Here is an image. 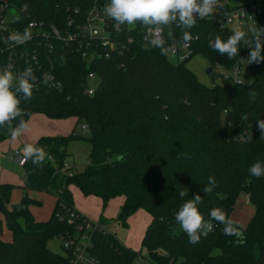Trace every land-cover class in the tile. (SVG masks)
Here are the masks:
<instances>
[{
  "label": "trees",
  "instance_id": "obj_1",
  "mask_svg": "<svg viewBox=\"0 0 264 264\" xmlns=\"http://www.w3.org/2000/svg\"><path fill=\"white\" fill-rule=\"evenodd\" d=\"M1 1L26 8L23 16L27 21L38 20L60 29L67 27L66 19L76 8L81 7V21L94 3ZM107 2L99 0L98 4ZM253 3L262 8L255 26L264 27V0ZM146 30L139 24L131 29L121 26L120 35L127 45L123 52L89 65L75 51L62 56L63 45L57 42L50 56L51 72L59 87H34L30 101L21 97L25 115L11 122V132L20 120L28 123L33 115L42 114L52 120L75 118L77 125L87 127L88 135L72 132L41 137L34 145L48 156L42 166L26 158V192L11 208L8 205L15 187L0 184V212L13 237L11 242L0 240V264H68L65 256L49 248V242L73 229L68 224L69 213L78 212L71 187H77L85 197L100 199L103 211L110 201L123 197L117 221L124 227L136 212H147L152 221L142 247L152 264H264V177L257 179L248 171L255 161H264V138L258 127L264 120V61L249 63V83L222 80L209 87L198 80L187 62L200 54L213 68L231 70L241 65L249 57L247 46L241 44L232 59L209 47L217 36L227 40L233 28H220L213 15L197 17L196 25L184 30L190 34L188 40L175 23L165 27L169 48L182 43L190 46L191 56L177 63L171 61L169 52L162 55L158 48L141 49L142 44H148ZM90 71L100 78L93 96L84 93ZM6 138L0 133V142ZM79 140L91 145L83 172L65 169L68 148ZM209 176L215 177L217 187L206 195L202 189ZM28 191L56 198L47 221L39 222L33 216L31 206H41V202L32 199ZM181 191L187 193L183 198ZM242 193L255 207L248 226L239 227L242 235L226 236L223 225L213 221L212 232L201 236L197 244L189 243L175 221L174 213L181 204L199 194L203 199L198 208L205 220L213 207L222 208L231 218ZM105 221L101 215L99 222ZM90 252L102 264H133L141 255L107 231L93 234Z\"/></svg>",
  "mask_w": 264,
  "mask_h": 264
},
{
  "label": "built area",
  "instance_id": "obj_2",
  "mask_svg": "<svg viewBox=\"0 0 264 264\" xmlns=\"http://www.w3.org/2000/svg\"><path fill=\"white\" fill-rule=\"evenodd\" d=\"M99 0H94L93 5L81 17V7L76 8L66 19L67 27L59 28L55 25H46L42 21L25 19L26 8H17L8 1L0 3V69L10 67L15 74L19 75L25 68L31 67L36 77L35 88L59 87L55 77L51 72V56L56 51V43L63 45L62 56L65 53L75 51L81 55L87 65L100 59H110L113 54H121L123 48L127 47L122 39L119 29L115 27V21L107 17L103 11L104 5L98 4ZM70 10V7L68 8ZM262 8L259 4H248L228 11L220 8L213 14L220 28L230 27L238 22L256 24L257 17L261 14ZM130 29L134 27L129 26ZM28 29L32 36L29 41L21 45H14L11 42L5 43L11 32H23ZM151 33L147 29L145 39L149 40ZM128 42H131L128 39ZM168 56L174 63L183 61L191 56L188 43L174 44L169 48ZM11 58V63L9 59ZM48 64L49 65L48 67ZM217 66L216 69H221ZM222 80L241 85L244 82L241 78V65L234 66L231 70L220 72ZM100 78L96 72L90 71L84 83V93L93 96L99 86ZM87 130L86 126H83ZM22 149H16L9 157L19 166L26 162ZM51 159V157H50ZM65 169H72L67 162ZM68 224L72 230L59 237L62 248L66 252L65 257L68 264H102L99 259L90 252L92 247V236L95 232H106L107 229L100 222H94L78 213H69ZM108 232V231H107ZM205 236V235H202ZM133 264H139L136 261Z\"/></svg>",
  "mask_w": 264,
  "mask_h": 264
},
{
  "label": "clouds",
  "instance_id": "obj_3",
  "mask_svg": "<svg viewBox=\"0 0 264 264\" xmlns=\"http://www.w3.org/2000/svg\"><path fill=\"white\" fill-rule=\"evenodd\" d=\"M219 7L221 0H108L104 5V13L115 21V27L141 25L148 29L151 38L148 44H142L141 49L150 51L158 48L162 55L169 52V47L164 39V28L176 24L182 31L191 29L196 25L197 17L205 19L212 16ZM31 32L26 28L22 33L11 32L4 42L21 45L31 39ZM250 37V38H249ZM184 38L188 40L190 34L184 31ZM243 44L250 49L248 63L264 61V27L251 26L248 31L233 30L227 40L219 36L209 42V47L220 55H227L229 59L239 54L240 45ZM150 46V47H149ZM11 63V58L9 59ZM36 77L31 67L25 68L19 75L15 74L10 67L0 69V127L11 125L17 117L24 116L21 108V97L23 101H30ZM255 94L253 93V96ZM28 125L26 120L20 122L13 128L11 138L17 139L24 134ZM261 129V138H264V120L258 122ZM22 153L24 157L32 160L33 164L42 166L48 154L42 147L31 143L25 144ZM249 175L255 178L264 177V161H255L248 169ZM217 187L214 176L208 177V182L202 191L210 195ZM187 193L181 191L179 196L185 197ZM202 197L196 194L194 198L186 200L175 211V221L187 234L189 243H199L202 235H207L214 230L213 221L223 225L222 232L226 236H240L238 224L232 220L227 213L219 207H213L209 212V219L205 220L198 205Z\"/></svg>",
  "mask_w": 264,
  "mask_h": 264
},
{
  "label": "rangeland",
  "instance_id": "obj_4",
  "mask_svg": "<svg viewBox=\"0 0 264 264\" xmlns=\"http://www.w3.org/2000/svg\"><path fill=\"white\" fill-rule=\"evenodd\" d=\"M231 3H253V0H230ZM252 26V24L250 23H244L243 25L239 24L238 22H236L235 24H233L231 26V28L238 29V30H244V31H248V29ZM187 67L197 76L198 80L205 84L206 86L212 87L214 86L216 83H220L222 82V77L220 76V72H225L226 69L225 68H221V69H216L215 72L218 75V78L216 81H213L209 74L207 73L208 69L211 67L209 62L207 61V59L203 56V55H195L190 57L189 61L187 62ZM241 78L242 80H244L245 83H249L251 81L250 78V67H249V63H248V57L244 58L242 63H241ZM42 116V115H40ZM45 118V116H42ZM48 122L50 120L49 125V131L51 132H45V133H51L52 135L55 136H67L69 135L71 132H63V129H59L56 126V124H62L61 122H56L53 123L51 121H58V120H52V119H47ZM30 127H27V129L24 131V134L22 136H20L17 139H12L10 132H11V125H5L3 127H0V133L7 136V138L0 142V164H8L10 167H8V169L10 168V170H12L13 172H15V174L18 176L20 175L21 171H19V167H15L13 163H11L10 161H6L8 156H11L12 153H14V150L16 147H18V149H22L20 148L17 143L20 142L22 143L23 138L25 137H30V130L32 131H42L41 127H44L43 124H41L40 122L37 124V126L34 127V129L32 128V123H30L29 125ZM29 132V133H28ZM75 134L78 135H88V132L86 130L83 129V126L81 125H76V128H74L73 131ZM24 147V145H23ZM91 150V145L83 140H79V141H74L70 144L69 148H68V152L71 154L70 157L68 158V163L71 165L75 164L74 166V171H78L81 172L83 171V169L85 168V165L87 164V160L89 158V153ZM11 166H14V168ZM18 191H13L12 196H11V202L10 205H8L9 208H11L12 204H16L18 203L21 199L18 196ZM84 198V200H90V199H85L86 197H82ZM35 200V199H34ZM96 200V199H93ZM98 200V198H97ZM120 202V198H117L116 201H110L109 205L107 206L106 210H105V215L109 218L108 224L105 225V228L107 229L108 232L113 233L114 235H116V237L119 239V241L123 244V245H127L130 244L131 247L133 249H135L134 251L141 253V255L139 256V258H137L136 262L139 264H152L147 257V252L145 249H143L142 245H141V240L140 237L142 234L141 231L142 229L145 228L146 225V219L145 218H141L138 219L139 215L137 214L136 216L133 217V219H131V223L129 227H124L121 223H119L117 221V218L119 216V210H118V204ZM79 203H81V205H85L87 206V204L82 203L79 201ZM95 203L91 204L88 206V208H86L88 210V216L92 217V219L88 218L89 220H92L95 222V217L98 215V208L96 207V205H94ZM56 203L55 200L52 196H44L43 197V205L42 206H31V211L33 216L35 217V219L39 222L41 221H47L53 211H54V207H55ZM101 210H102V205L100 204ZM54 208V209H53ZM101 213V212H100ZM142 214H147L146 212L144 213V211L141 212ZM139 213V214H141ZM149 216V215H148ZM96 222H99V220H97ZM106 223V222H105ZM104 225V224H103ZM147 229V228H146ZM130 236V239H128V237ZM0 240L5 241V242H11L13 240V237L11 235V232L7 229L6 223H5V218L4 215L0 212ZM49 248L58 254H61L63 256L66 255V252L63 250L62 248V242L59 238H54L53 240H51L49 242ZM132 249V250H133ZM178 264V263H176Z\"/></svg>",
  "mask_w": 264,
  "mask_h": 264
},
{
  "label": "crops",
  "instance_id": "obj_5",
  "mask_svg": "<svg viewBox=\"0 0 264 264\" xmlns=\"http://www.w3.org/2000/svg\"><path fill=\"white\" fill-rule=\"evenodd\" d=\"M221 4H222V7H219L218 10L220 8H225L226 9L228 6L229 7L230 6L231 7H241V6H244L246 4L248 5L249 3H238L237 4V3H231L230 0H221ZM40 115H42V114L33 115L29 119L27 125H28V127H30L29 125H30V123H32V128L34 129V127L37 126V124L40 122L41 124L44 125V127H41L42 131H32V130H30V134H32L31 138L30 137H25V138H23L22 143H20V142L17 143V145L20 148L23 149V145L28 144V143H31V144L34 145L43 136H55V135H52L51 133H45V132H51V131H49L50 129H49V125H48L50 123V120L48 122V120H47L48 118L45 115H42V116H45V118L40 116ZM51 122H53V123L61 122L62 124H56L55 127L59 128V129H63L62 130L63 132H71V133L74 131V128H76V125H77L75 118H70V119H66V120L51 121ZM16 149H18V147H16L15 150ZM9 157L10 156L7 157L6 161H8V162L10 161L11 163L14 164L15 167H19V171H21V173H20V175L17 176L15 174V172L10 170V168L8 169V167H10V166L8 164H5L6 162L4 164H2V165L0 164V184L13 185L15 187L13 189V191H18V194H19L18 196L20 197V199H22L23 195L26 192L25 191L26 175H25V172L23 170V166H19L14 161L9 160ZM87 164H88V160H87ZM87 164L85 165V168H86ZM73 165L75 166V164H73ZM73 165H72V168L74 170V166ZM14 166H11V168L12 167L14 168ZM85 168L83 169V171L85 170ZM83 171H81V172H83ZM76 172H78V171H76ZM71 190H72V194H73V198H74V208L80 215L84 216L87 219L90 218V219L93 220L92 217H89L87 215L88 214V210L86 208H88L89 205L95 203L94 205H96V207L98 208V211H97L98 215L95 217L94 220L95 221L99 220L101 215H103L104 218L106 219V221H105L106 223H104V226L106 224H108L109 218L105 215V210L106 209L103 211V207H102V210H101L100 204L103 206V203H102V201L100 199L97 200L96 197H86L85 199H90V200H84V198H82V197H85V196L82 194V192L77 187H71ZM28 195L32 199H35V200L41 202V206H42L43 205V197L44 196H49L50 194H47V193H44V192L28 191ZM50 196H52V195H50ZM52 197L54 198L55 203H56L57 202L56 198L54 196H52ZM93 199H96V200H93ZM116 200L117 199H114L112 201H116ZM79 201L82 202V203L87 204V206L81 205V203H79ZM123 203H124V198L120 197V202H119V204L117 206L119 212H120V209H121ZM142 211L143 210H140V211L136 212L127 221L128 227H129L130 223H131V219H133V217L136 216L137 214L139 215L138 219H140V220H141V218H145L146 219L145 228L142 229V231L140 233V234H142L141 237H140L141 245H142V240H143V238L145 236V233H146V231H147V229H148V227H149V225H150V223L152 221V217L147 212H146L147 214H142L141 213ZM139 213H141V214H139ZM144 213H145V211H144ZM254 213H255V207L252 204V202L250 201L249 196L247 194L242 193V194H240V196L237 199L234 212L231 215V219L234 220L238 224L239 227L245 229L248 226V224H249L250 220L252 219V217L254 216ZM128 239H130V236L128 237ZM125 246L130 248V249H133L130 244H127V245L125 244ZM133 250H135V249H133Z\"/></svg>",
  "mask_w": 264,
  "mask_h": 264
},
{
  "label": "water",
  "instance_id": "obj_6",
  "mask_svg": "<svg viewBox=\"0 0 264 264\" xmlns=\"http://www.w3.org/2000/svg\"><path fill=\"white\" fill-rule=\"evenodd\" d=\"M207 73L209 74L210 78L213 80V81H216L217 78H218V75L216 74L215 72V69L213 67H210L207 71Z\"/></svg>",
  "mask_w": 264,
  "mask_h": 264
}]
</instances>
